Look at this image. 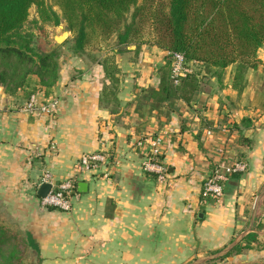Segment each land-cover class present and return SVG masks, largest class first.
I'll return each instance as SVG.
<instances>
[{
  "label": "crops",
  "instance_id": "1",
  "mask_svg": "<svg viewBox=\"0 0 264 264\" xmlns=\"http://www.w3.org/2000/svg\"><path fill=\"white\" fill-rule=\"evenodd\" d=\"M147 46L143 63L132 61L133 46L115 50L116 82L101 64L111 52L97 61L85 54L62 60L56 84L33 93L39 103L57 101L52 114L24 111L29 89L9 94L0 85V202L31 235L34 264L205 263L252 231L264 196V46L241 91L234 67L203 71L190 103L160 108L146 91L158 87L166 53ZM223 124L233 133L222 132ZM147 137L163 139L165 182L143 169L146 148L136 143ZM228 147L247 168L217 200L203 194L202 182ZM100 150L108 163L78 174L80 157ZM48 171L57 182L74 180L69 211L41 205L38 184ZM261 221L264 235V213Z\"/></svg>",
  "mask_w": 264,
  "mask_h": 264
},
{
  "label": "trees",
  "instance_id": "2",
  "mask_svg": "<svg viewBox=\"0 0 264 264\" xmlns=\"http://www.w3.org/2000/svg\"><path fill=\"white\" fill-rule=\"evenodd\" d=\"M33 5L42 22H66L74 54L97 61L108 52L103 48L110 47L112 54H106L101 64L114 82L118 80L115 47L134 44L136 53L143 43H149L162 49L166 61L159 69V85L146 91L155 108L176 99L190 103L199 88L201 71L215 73L231 65L235 66L233 86L241 91L247 71L261 62L258 50L264 46V0H50L49 4L45 0H0V85L9 94L29 89L30 98L38 84L47 93L59 78L58 49L36 51L33 33L25 29ZM95 47L106 52L93 53ZM173 51L182 52L194 68L177 82L168 54ZM263 213L264 196L252 231L227 253L206 263L214 264L246 249L262 250ZM34 248L30 235L0 221V264H32Z\"/></svg>",
  "mask_w": 264,
  "mask_h": 264
},
{
  "label": "built area",
  "instance_id": "3",
  "mask_svg": "<svg viewBox=\"0 0 264 264\" xmlns=\"http://www.w3.org/2000/svg\"><path fill=\"white\" fill-rule=\"evenodd\" d=\"M168 54L171 55L172 77L175 79V82H177L181 76L194 71V68L186 61L182 52L173 51L168 52ZM40 104L36 96L32 94L30 98L27 99L23 109L28 113H34L36 110H40L43 113L52 114L57 108L56 100L44 102L42 104L43 107H41ZM41 108L43 110H41ZM220 130L227 134L233 133L232 127L226 124L221 125ZM213 134L211 130L208 131L210 137L213 136ZM136 144L140 148H146V155L143 163L144 171L155 173L160 183L165 182L168 173L166 167L161 163L159 158L163 151V139L160 137L155 139L147 137L137 141ZM232 152L233 150L229 147L227 149L218 150L217 154L220 155V158L215 160L213 166H210L211 168L208 170L202 182V190L205 196L217 200L222 199L225 195V187L228 180L234 174L246 170V163L240 158L234 157ZM108 161L109 153L106 150L85 153L75 164V169L76 172L80 174L105 165ZM42 183H49L51 185L48 193L40 197V203L44 208H58L65 211H69L72 208L71 198L75 193L74 180L72 178L69 177L57 182L52 173L48 171L42 175V179L38 185Z\"/></svg>",
  "mask_w": 264,
  "mask_h": 264
},
{
  "label": "rangeland",
  "instance_id": "4",
  "mask_svg": "<svg viewBox=\"0 0 264 264\" xmlns=\"http://www.w3.org/2000/svg\"><path fill=\"white\" fill-rule=\"evenodd\" d=\"M48 4L50 3V0H45ZM54 9L58 10L57 7ZM38 11L36 5H33L30 8V15H29V20L25 25V29L27 32L33 33V47L36 51H51L53 49H58L59 52V61L60 64L62 60H66L68 57H70L72 54H74V50L71 46H73V41H72V32L68 30L66 26V22L64 20L61 21L60 24L58 25H53L52 23H45L42 22L39 19L38 16ZM68 32V36L61 42L59 43L57 41V38L61 35L64 34V32ZM60 44V45H59ZM145 45H149V43H143L139 50L136 51V45H122L120 47H115L118 51L126 50L127 47L133 46L132 51H129L132 53V61L143 63L146 61V56L150 53L148 51L149 46L144 48ZM110 52V47L109 48H103ZM151 49V47H150ZM94 50L93 53H102V49H98L97 47L91 49ZM105 51V52H106ZM151 52L154 54V51L151 49ZM148 53V54H147ZM134 54V56H133ZM159 55V54H157ZM165 56V55H164ZM163 64L166 61V58L163 57ZM201 65L197 66L199 68ZM234 67V65L229 66V68ZM202 68V67H201ZM203 69V68H202ZM201 70V69H200ZM207 73V72H205ZM200 75L207 76V74H204L203 71H201ZM44 102L41 101V107ZM41 110H43L41 108ZM18 214H12L10 211L7 209L4 205H1L0 202V221H3L6 225L12 226L15 230H19L21 234L25 235L28 237L30 235L27 230L25 229L23 224L19 222L18 220ZM31 236V235H30ZM259 249L253 248V249H246L242 253V256H239L238 260H218L214 264H264V251L261 252ZM241 254V253H240ZM215 254H211L209 256H213ZM214 258V257H213ZM210 258L209 260L213 259ZM217 258V257H216ZM229 261V262H226ZM33 262V261H32ZM34 264V262L32 263ZM203 264H212V263H203Z\"/></svg>",
  "mask_w": 264,
  "mask_h": 264
},
{
  "label": "water",
  "instance_id": "5",
  "mask_svg": "<svg viewBox=\"0 0 264 264\" xmlns=\"http://www.w3.org/2000/svg\"><path fill=\"white\" fill-rule=\"evenodd\" d=\"M67 36H68V32L65 31L63 35H61V36H59V37L57 38V41H58L59 43H61V42L67 37ZM50 187H51V185H50L49 183H42V184L40 185V187L38 188V192H37L38 195H39L40 197L45 196V195L48 193V191L50 190ZM239 240H240V239H239ZM239 240L234 241L231 245H229L228 247H226V248H225L224 250H222L220 253L215 254V255H213V256H210V257H207V259H210V258H213V257H218V256H220V255H222V254L227 253L230 249H232V248H233V247L239 242ZM203 261H204V260L202 259V260H199V261L193 262V263H191V264H201Z\"/></svg>",
  "mask_w": 264,
  "mask_h": 264
}]
</instances>
